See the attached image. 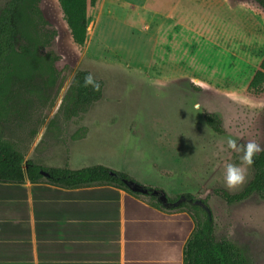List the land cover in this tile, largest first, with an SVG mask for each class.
<instances>
[{
	"label": "rangeland",
	"instance_id": "obj_1",
	"mask_svg": "<svg viewBox=\"0 0 264 264\" xmlns=\"http://www.w3.org/2000/svg\"><path fill=\"white\" fill-rule=\"evenodd\" d=\"M41 7L58 32L51 47L61 72L54 104L0 124V137L26 160L60 165L70 158L81 168L108 158L135 165L154 154L201 158L202 169L213 172L216 158L215 187L227 190L226 165H239L242 155L228 149L227 139L264 146V93L248 90L264 58V9L253 0H98L88 9L83 47L72 40L59 0ZM79 70L103 80L104 95L91 115L67 121L60 106ZM203 112L219 113L226 134L213 131ZM85 123L89 137L73 142ZM253 175L251 167L246 183L227 191H242ZM210 204L217 237L243 248L249 264H264V200L255 194L228 205L211 192Z\"/></svg>",
	"mask_w": 264,
	"mask_h": 264
},
{
	"label": "crops",
	"instance_id": "obj_2",
	"mask_svg": "<svg viewBox=\"0 0 264 264\" xmlns=\"http://www.w3.org/2000/svg\"><path fill=\"white\" fill-rule=\"evenodd\" d=\"M164 28L160 27L161 34ZM90 113L91 109L85 116ZM84 127V138L73 142L89 137L91 126ZM30 160L72 170L102 165L163 189L170 197L205 198L216 185V158L213 172L211 166L202 169L201 158L154 154L135 165L108 158L81 168H74L70 158L60 165ZM194 229L188 212L160 210L112 186L65 189L44 182L0 183V264H184Z\"/></svg>",
	"mask_w": 264,
	"mask_h": 264
},
{
	"label": "trees",
	"instance_id": "obj_3",
	"mask_svg": "<svg viewBox=\"0 0 264 264\" xmlns=\"http://www.w3.org/2000/svg\"><path fill=\"white\" fill-rule=\"evenodd\" d=\"M43 0H8L0 8V124L27 120L34 111L53 106L61 81L57 67L60 56L52 49L58 36L47 19L41 4ZM98 0H59L65 21L75 44L83 47L88 39V9ZM264 9V0H253ZM91 73L79 70L75 73L60 106L67 121L82 119L104 95L105 83L96 79L99 91L85 88L84 77ZM194 88L198 89L196 85ZM248 90L254 95L264 93V58L252 77ZM205 122L218 134H223L218 115L203 112ZM52 120L50 125L56 124ZM81 131H86L81 135ZM87 129L83 126L73 140L83 139ZM254 175L238 193H230L220 187L213 193L228 205L239 204L258 194L264 200V152L255 157ZM49 173L44 177L41 172ZM48 183L53 186L75 189L93 186H112L137 198L146 199L150 205L163 211L190 214L195 223L184 250V264H249L243 248L229 238H218L216 219L209 198L190 194L169 197L160 188L146 186L127 173L97 165L72 170L46 168L25 155L9 140L0 137V183L23 184ZM156 191L158 196L153 195Z\"/></svg>",
	"mask_w": 264,
	"mask_h": 264
},
{
	"label": "clouds",
	"instance_id": "obj_4",
	"mask_svg": "<svg viewBox=\"0 0 264 264\" xmlns=\"http://www.w3.org/2000/svg\"><path fill=\"white\" fill-rule=\"evenodd\" d=\"M85 88L91 87L93 91H99L100 85L94 76L89 73L84 77ZM228 149L242 153L240 156V164L228 163L225 168V187L229 191L238 190L247 181L248 169L252 167L261 152H264V146L254 139L248 138L243 144H238L237 140L229 137L226 141Z\"/></svg>",
	"mask_w": 264,
	"mask_h": 264
},
{
	"label": "flooded vegetation",
	"instance_id": "obj_5",
	"mask_svg": "<svg viewBox=\"0 0 264 264\" xmlns=\"http://www.w3.org/2000/svg\"><path fill=\"white\" fill-rule=\"evenodd\" d=\"M209 113H212V112H209ZM212 114H214V113H212ZM202 115H203V113H202ZM217 115V114H216ZM219 116V115H218ZM204 118V117H203ZM219 118L221 119V121H222V118L219 116ZM208 125V124H207ZM222 125H223V121H222ZM209 126V125H208ZM210 127V126H209ZM224 129V128H223ZM213 130V129H212ZM214 131V130H213ZM225 132V131H224ZM217 133V132H216ZM224 134V133H223ZM223 134H219V135H223ZM47 168V167H46ZM63 168H65V167H63ZM68 168V167H67ZM70 169V168H69ZM49 174V173H48ZM45 177V176H44ZM49 177V176H48ZM135 179V178H134ZM152 187V186H151ZM216 188V187H215ZM212 192H213V190H212ZM169 196V195H168ZM170 197V196H169ZM177 197V196H176ZM196 197V196H195ZM208 198H209V203H210V196H207ZM172 198H174V197H172ZM199 198V197H198ZM206 198V197H205ZM226 203V202H225ZM211 205V204H210ZM212 208V207H211ZM213 210V209H212ZM214 213V212H213ZM215 216V215H214ZM216 219V218H215Z\"/></svg>",
	"mask_w": 264,
	"mask_h": 264
},
{
	"label": "water",
	"instance_id": "obj_6",
	"mask_svg": "<svg viewBox=\"0 0 264 264\" xmlns=\"http://www.w3.org/2000/svg\"><path fill=\"white\" fill-rule=\"evenodd\" d=\"M41 174L43 176H45V177H48L49 176V174L47 172H44V171H42ZM152 194L158 196V193L156 191H153Z\"/></svg>",
	"mask_w": 264,
	"mask_h": 264
}]
</instances>
